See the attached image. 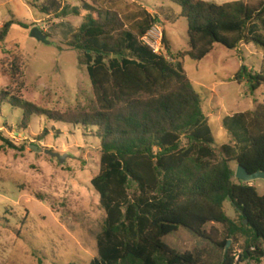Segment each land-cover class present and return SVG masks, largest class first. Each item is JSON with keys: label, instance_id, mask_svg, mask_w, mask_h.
<instances>
[{"label": "trees", "instance_id": "trees-1", "mask_svg": "<svg viewBox=\"0 0 264 264\" xmlns=\"http://www.w3.org/2000/svg\"><path fill=\"white\" fill-rule=\"evenodd\" d=\"M170 1L182 8L189 25L190 48L177 54V63L142 41L159 16L145 10V17L128 25L121 14L92 0L84 2V20L68 39L87 68L92 108L81 113L52 111L8 92L0 93V103L20 108L24 125L45 116L97 129L101 165L91 184L105 219L97 235L98 254L90 264H263L264 194L235 180L232 163L250 172L264 170V104L253 112L224 117L232 142L217 148L203 99L183 60L200 62L216 44L236 50L252 43L264 50V0ZM40 10L58 19L81 14L61 0H44ZM15 23L5 22L0 44ZM164 43L170 52L166 31ZM20 60H2L14 81L23 77ZM240 78L250 83L252 92L264 85L263 71L244 68L236 76ZM228 199L237 219L226 213ZM210 224L223 229L208 228ZM181 227L211 249L180 251L168 245L165 238ZM242 239L238 252L234 244Z\"/></svg>", "mask_w": 264, "mask_h": 264}, {"label": "rangeland", "instance_id": "rangeland-1", "mask_svg": "<svg viewBox=\"0 0 264 264\" xmlns=\"http://www.w3.org/2000/svg\"><path fill=\"white\" fill-rule=\"evenodd\" d=\"M43 1L0 0V30L5 22H16L0 44V93H18L47 110L89 111L94 104L93 87L86 66L79 62L80 53L68 46V39L84 20V2L92 4V0H61L81 12L63 19L42 13ZM212 1L221 4L234 0ZM96 2L105 10L121 14L128 25L145 17V10L159 16L158 25L166 31L171 47L170 52L165 48L161 54L174 63L179 52L190 48L187 18L170 0ZM35 27L42 29L50 44L33 37ZM15 57L21 58L22 64L19 81H14L1 65L2 60L9 62ZM183 67L203 99L215 146L231 143L232 137L223 127L224 117L253 112L264 104V85L252 92L246 79H236L244 68L264 72V50L252 43H242L236 50L216 44L200 62L186 57ZM96 131L45 116H35L24 125L20 108L0 103V264H90L97 256V235L105 211L91 184L101 165V139ZM46 149L64 156V162ZM232 167L236 171L237 163ZM250 184L264 194V179ZM224 208L230 217H239L230 199ZM211 226L223 229L221 224L208 228ZM165 242L180 251L211 249L209 243L185 227L168 235ZM243 242L234 244L238 252Z\"/></svg>", "mask_w": 264, "mask_h": 264}, {"label": "water", "instance_id": "water-1", "mask_svg": "<svg viewBox=\"0 0 264 264\" xmlns=\"http://www.w3.org/2000/svg\"><path fill=\"white\" fill-rule=\"evenodd\" d=\"M32 35L33 37H35L37 40L42 41L46 44H50V40L48 38V36L42 31V29H40L39 27H35L32 30ZM35 150L37 151H43V149L38 148L37 146H34ZM46 153L50 154L53 157H56L59 159L60 162H64L65 157L62 156L61 154H59L58 152H54L52 150H45ZM236 178L244 183H252L253 181L257 180V179H264V170H259L257 172H250L248 171V169L243 166L240 163H237V169H236ZM248 221L245 220V224H247ZM230 241L228 243V248L230 246Z\"/></svg>", "mask_w": 264, "mask_h": 264}, {"label": "built area", "instance_id": "built-area-1", "mask_svg": "<svg viewBox=\"0 0 264 264\" xmlns=\"http://www.w3.org/2000/svg\"><path fill=\"white\" fill-rule=\"evenodd\" d=\"M142 41L159 54H161V50H165L164 31L158 24L153 25L147 31V33L142 37ZM238 258L239 256H237V259Z\"/></svg>", "mask_w": 264, "mask_h": 264}, {"label": "crops", "instance_id": "crops-1", "mask_svg": "<svg viewBox=\"0 0 264 264\" xmlns=\"http://www.w3.org/2000/svg\"><path fill=\"white\" fill-rule=\"evenodd\" d=\"M148 12H150L151 14H153L152 11H150V10Z\"/></svg>", "mask_w": 264, "mask_h": 264}]
</instances>
